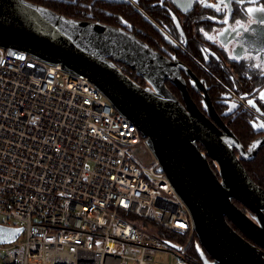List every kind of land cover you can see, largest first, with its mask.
Returning a JSON list of instances; mask_svg holds the SVG:
<instances>
[{
    "label": "built area",
    "instance_id": "2783aa9c",
    "mask_svg": "<svg viewBox=\"0 0 264 264\" xmlns=\"http://www.w3.org/2000/svg\"><path fill=\"white\" fill-rule=\"evenodd\" d=\"M142 142L85 76L0 47V224L22 228L0 264H202L190 212Z\"/></svg>",
    "mask_w": 264,
    "mask_h": 264
},
{
    "label": "water",
    "instance_id": "95a60500",
    "mask_svg": "<svg viewBox=\"0 0 264 264\" xmlns=\"http://www.w3.org/2000/svg\"><path fill=\"white\" fill-rule=\"evenodd\" d=\"M229 1L242 11L247 9L243 0ZM0 47L85 76L116 111L131 120L159 171L190 212L194 248L202 264H264V189L241 164L243 154L254 158L264 140L254 141L245 151L230 129L210 123L188 94L182 69L202 84L188 68L164 59L122 29L69 19L26 0H0ZM117 62L148 86L126 75ZM167 81L179 89L183 104L167 88ZM208 158L215 161L220 179ZM233 200L248 209L251 217ZM21 231V227L0 224V244L15 241Z\"/></svg>",
    "mask_w": 264,
    "mask_h": 264
},
{
    "label": "flooded vegetation",
    "instance_id": "af4514ba",
    "mask_svg": "<svg viewBox=\"0 0 264 264\" xmlns=\"http://www.w3.org/2000/svg\"><path fill=\"white\" fill-rule=\"evenodd\" d=\"M26 1L69 19L98 22L134 35L164 59L179 62L202 81L199 85L191 74L183 69L180 72L190 98L216 128L222 125L230 129L245 151L254 141L264 140V127H261L264 125V12L259 11L264 9V0H243L247 3L244 11L229 0ZM116 65L141 86H148L129 67L118 62ZM165 84L183 104L179 89L168 81ZM232 93L243 96V102L233 101ZM249 100L256 107L250 106ZM198 148L206 152L200 145ZM243 158L241 164L247 174L264 189V144L254 158L247 159L245 153ZM208 163L220 179L215 161L208 158ZM233 203L251 217L248 209L236 200ZM228 222L240 236L254 244Z\"/></svg>",
    "mask_w": 264,
    "mask_h": 264
},
{
    "label": "rangeland",
    "instance_id": "374dc122",
    "mask_svg": "<svg viewBox=\"0 0 264 264\" xmlns=\"http://www.w3.org/2000/svg\"><path fill=\"white\" fill-rule=\"evenodd\" d=\"M238 99V97H234V100ZM135 153L139 156V158L144 162L146 166L150 165V162L154 160L151 152L149 151L148 147L146 146L145 142H142L141 145H138L135 148ZM2 216L0 215V221H2ZM154 260L156 263L166 264L168 261V256L163 252H158L154 256Z\"/></svg>",
    "mask_w": 264,
    "mask_h": 264
},
{
    "label": "trees",
    "instance_id": "16d2710c",
    "mask_svg": "<svg viewBox=\"0 0 264 264\" xmlns=\"http://www.w3.org/2000/svg\"><path fill=\"white\" fill-rule=\"evenodd\" d=\"M250 172H253V169H250ZM174 237H176L180 242H184L187 240L188 235L187 234H178V233H173L172 234ZM196 241V235L195 233L193 234V236L190 238V243H189V251L192 254H195V250H194V242ZM196 255V254H195Z\"/></svg>",
    "mask_w": 264,
    "mask_h": 264
},
{
    "label": "snow or ice",
    "instance_id": "6c2138e0",
    "mask_svg": "<svg viewBox=\"0 0 264 264\" xmlns=\"http://www.w3.org/2000/svg\"><path fill=\"white\" fill-rule=\"evenodd\" d=\"M249 11H251V10H249ZM259 11L264 12V9H260ZM225 22H227V21H225ZM249 103H251V101ZM261 127H264V125H261Z\"/></svg>",
    "mask_w": 264,
    "mask_h": 264
},
{
    "label": "bare ground",
    "instance_id": "6f19581e",
    "mask_svg": "<svg viewBox=\"0 0 264 264\" xmlns=\"http://www.w3.org/2000/svg\"><path fill=\"white\" fill-rule=\"evenodd\" d=\"M238 99H235V100H233V101H237ZM241 101V100H240Z\"/></svg>",
    "mask_w": 264,
    "mask_h": 264
}]
</instances>
